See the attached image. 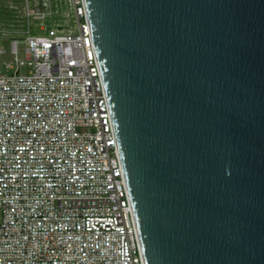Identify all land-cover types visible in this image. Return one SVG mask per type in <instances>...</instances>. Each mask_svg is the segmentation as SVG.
<instances>
[{
    "label": "water",
    "instance_id": "obj_1",
    "mask_svg": "<svg viewBox=\"0 0 264 264\" xmlns=\"http://www.w3.org/2000/svg\"><path fill=\"white\" fill-rule=\"evenodd\" d=\"M145 264H264V0H84Z\"/></svg>",
    "mask_w": 264,
    "mask_h": 264
},
{
    "label": "built area",
    "instance_id": "obj_2",
    "mask_svg": "<svg viewBox=\"0 0 264 264\" xmlns=\"http://www.w3.org/2000/svg\"><path fill=\"white\" fill-rule=\"evenodd\" d=\"M50 1L23 12L47 18ZM70 3L76 32L13 38L0 69V264H145L86 6Z\"/></svg>",
    "mask_w": 264,
    "mask_h": 264
},
{
    "label": "rangeland",
    "instance_id": "obj_3",
    "mask_svg": "<svg viewBox=\"0 0 264 264\" xmlns=\"http://www.w3.org/2000/svg\"><path fill=\"white\" fill-rule=\"evenodd\" d=\"M24 0H0V44L5 53L0 61L2 73H11L6 69V64L13 61L14 55L11 52V40L13 38H25L30 34H44L45 27H57L64 31L78 30L77 21L72 15L70 0H51L48 3V10L51 15L44 19L27 16L23 12ZM30 32V34L28 33ZM24 44H20L19 55L25 58ZM26 67L21 68V73H27Z\"/></svg>",
    "mask_w": 264,
    "mask_h": 264
}]
</instances>
